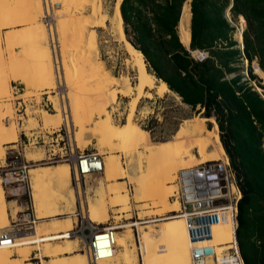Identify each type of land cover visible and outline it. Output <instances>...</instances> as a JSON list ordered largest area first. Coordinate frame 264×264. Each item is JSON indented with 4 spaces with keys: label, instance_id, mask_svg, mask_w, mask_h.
Returning a JSON list of instances; mask_svg holds the SVG:
<instances>
[{
    "label": "bare ground",
    "instance_id": "6f19581e",
    "mask_svg": "<svg viewBox=\"0 0 264 264\" xmlns=\"http://www.w3.org/2000/svg\"><path fill=\"white\" fill-rule=\"evenodd\" d=\"M55 1L54 4L58 8H68V6L71 4V0H59V2ZM121 1L122 0L115 1L111 8V16L109 18L103 12L101 0H90L88 6L90 8V24L93 29L90 32L84 34L81 44H79L80 47H78L80 48L78 55L75 51L74 52L77 56H75L73 52L69 54L70 58L68 57L67 59L69 66L64 65V58H60L59 60L61 65L60 68L63 72L62 74L65 82L64 84L68 87V89H70L65 98V102L67 103L65 105L63 104L66 106V110L69 114L68 116L64 114V108L60 107L61 109H58L54 107L57 109L56 115L52 116L48 114L47 111H41L42 120H40L41 125L46 127V129L50 126H54L55 128V125L57 126L62 122H64L66 126L71 123L72 126L74 125L78 127L77 137L75 138L76 134H74L73 140L75 147L81 148L82 145L85 144V138L83 139L82 136H84V133H87L88 135L86 140L88 139V142L93 139L95 142H97V145L100 147V149L104 148L106 151H108V156L106 159L103 161L101 160L103 164V170L101 174L105 176V179L101 183H98L99 185L97 188L101 189L105 183L110 182L116 177L120 178L121 180L125 179V181L132 187V194H129L126 183L124 184L120 182L114 187L111 185L113 187L111 190L114 192V196L109 202V205L114 204L119 206L120 208H118V211L123 213L124 211L126 212L130 210V200L132 198L134 202L138 203V219L143 222H154L163 218L166 213L175 212L178 209V206L174 201H169V197L171 196L172 191L175 189L173 182L177 171L192 167L202 163V161H199L193 154L189 157L183 156L181 154L182 142L178 143V141H175L176 139L158 145L143 144L138 146L125 142L126 136L132 127L135 126L133 116L135 110L138 108L137 105L139 101L142 98H151V90H153L158 96L164 95L169 90L162 81L157 80L147 71L142 55L140 52L135 50L125 38L122 27L123 23L119 12V5ZM12 2L17 3L19 6L23 5L24 7L22 10L25 8L27 9L25 10L28 14L25 15L28 16L27 18L29 20L25 18L24 21H26V19L29 21L25 24L28 25V28L27 30H23L26 31L27 34L29 33L28 35L30 36L24 33L22 29H17L18 31L20 30V32L17 30L8 31L9 33L5 32V35L0 37V73L8 70L15 81L16 79H21L25 83H29V86H32V88H37L40 86L42 88H48V90L55 89L56 80L60 85V77H58V71L56 69L57 66H55L52 51V40L54 41V38L56 37L57 41V33L61 39L63 38L65 33L62 28L63 26L58 21H56L54 15L50 16L47 20V14L44 16L45 7H43L42 0H0V30L16 27L21 22H17L16 19H14L18 18L19 16L13 15L15 13H11L7 10ZM12 6L13 12L16 10L17 6L15 7L13 4ZM6 11H8V14H12V16L7 15ZM18 11L16 13H18ZM55 12L56 11H54V14L56 15ZM22 15L24 16V14ZM40 15L42 18L44 17V23H42L41 20L40 23L37 21V17ZM13 16L16 17L12 18ZM189 19V2H187L184 5L182 18L180 21V41L185 44L187 48L190 37ZM106 20H111L113 27L117 30L119 41L123 43L124 50L127 54L125 65L134 69L136 72L135 74H137V82L136 84L134 83L135 85H132L129 78L123 75L115 79L110 74H103L101 75L100 80H96L94 79V76L90 75L89 70H93L96 74L99 66L98 36L95 28L104 26V22ZM48 25H51L49 26V29ZM54 30L57 32L53 33ZM21 32L26 34L29 40H25L27 37H23L24 34ZM20 34H23V36L21 37ZM4 42L6 43L4 44ZM61 43L63 44V42ZM67 45L68 47L66 46L65 49L69 48L71 51H73L71 47H69V43ZM63 46L65 45L63 44ZM14 48H23L24 50L20 52L18 51L19 53L17 54H22V56L25 55L24 57L27 56L28 58H24L22 56L16 57L12 52V49ZM60 48L63 49L64 47ZM61 53L62 52H60V54ZM62 56L64 57V54ZM28 67L30 68L29 73L27 71ZM1 78L2 77L0 76V80ZM81 79L83 82H80L81 85H78L77 83ZM76 88H79L78 92L75 91ZM9 90V82L6 85L0 84V113L3 115L5 123L14 126L16 131L19 132L22 126L20 128L18 125L19 123H17L16 119L13 117L11 104L5 102L9 99ZM95 92L103 93L105 95V100L97 99ZM118 95L128 98L129 100L125 125L118 128L116 131H110L108 129H105L101 132L92 131V115L105 112L107 106L113 104ZM52 100L53 102L56 101L53 98ZM55 103L57 105L59 102H54V105ZM30 117L28 118V123L30 126L38 127L39 125L37 120L34 119L35 117ZM200 121L201 126L204 127L205 121H209L213 124L212 128L208 132H205L200 136L196 135L195 139L204 142L207 148L205 162L220 159L224 152L219 142L217 126L214 120L200 118ZM21 131L24 130L21 129ZM6 141L4 139L1 140L2 144H6ZM120 144H126L129 146L127 151H124L123 154L124 158L126 159L125 166H122L120 162V155L117 154L116 150ZM138 150L143 155L148 157L156 155V157H153L151 161L148 162L147 166L144 167L143 174H140V172L137 171ZM3 151L4 147H1V160L5 154ZM42 154L43 153L41 151H36L25 152L24 155L26 161L34 163V165L29 167L30 169L27 171V182L28 188L31 190V195L30 191L28 190V194L31 196L30 203L32 201L31 207L33 205V208L36 211L35 213L37 214L36 220L41 221L47 218L66 214L72 215V208H74L72 205L75 200V192L70 186V167L67 164H36L42 160ZM45 189L51 191L57 196L56 198L58 200V206L59 204L63 205L62 210L59 209L53 212H45V203L42 199L43 191ZM100 199L104 200L102 197H100ZM142 202L146 203L143 204ZM15 204L16 201L14 200L6 202L4 190L0 184V233L7 230L5 226L8 225L9 219L12 218L11 226L8 231L11 230L14 237V245L11 248L0 247V264H26L25 261L28 259L30 251L35 249L28 247H19L16 249L13 248L14 246L18 245V240L24 242L32 241L34 238H45L48 235L43 226L44 224L40 223L36 227H32V225L36 223L34 212L33 224L25 225V227H29L28 229H23L22 233L17 226L12 225V223L16 221L20 222V225H22V219H24L22 212L25 208L17 213L19 209L15 207ZM107 204L108 202L106 203V207L108 206ZM98 205H100V203L95 205L90 204L89 209L92 210L93 206ZM146 208H151L153 214L144 216V210H146ZM17 214L19 215L16 218ZM170 216L172 217L165 221L163 226L164 228L162 230L157 232H149L148 228L142 230V232H149L152 236V238L146 240L142 245V257L139 256V246H136L135 238L133 243L131 229L128 228L118 232L115 231V234L113 235V240L115 243L114 249L118 248L121 251L123 264H140V261L141 264H189V245L183 226V221L177 215L172 214ZM223 216L224 214L214 216V218L218 219V221H216L212 226V240L208 243L210 246H212L213 252L216 255H218L221 251L222 248L220 247H222V245L229 243V235L225 230L228 228V218L225 217L223 219ZM64 221L68 223H66V230L63 231L68 232L73 226V219L65 218ZM88 221L92 224L102 223L93 211H91V217L90 215L88 216ZM223 224L226 225V228H224ZM14 227H16V229ZM230 234L232 235L231 232ZM76 246V239L66 240L62 244L58 245H42L41 256L48 258V261H46L45 264H56L57 261L63 259L67 260L68 258L72 259H68L66 264H87L86 256L75 254V250L77 249ZM11 252L16 254V256L11 257ZM97 262L94 264H97ZM207 264H210V259L207 260Z\"/></svg>",
    "mask_w": 264,
    "mask_h": 264
},
{
    "label": "rangeland",
    "instance_id": "374dc122",
    "mask_svg": "<svg viewBox=\"0 0 264 264\" xmlns=\"http://www.w3.org/2000/svg\"><path fill=\"white\" fill-rule=\"evenodd\" d=\"M42 1H43V7H45L44 16L47 14L46 15L47 20L49 19L50 16L54 15L56 18V21H58L63 26L62 28L65 31L62 39L57 33L58 34V35L56 34L57 41H56V37L54 38V41L52 40V47H53L52 51H53L55 66H57L56 69L58 71V77H60V85L62 87L58 84L56 80L55 89L48 90V88H44V87L42 88L40 86L37 88H32V86H29L30 85L29 83L26 82L27 83L26 84L21 79H16L15 81L14 78L8 72V70H5L4 72L0 73V76L2 77L0 80V84L6 85L9 82V88H10L9 99L5 102L11 104V107L13 110V117L16 119V122L19 123L18 125L20 126V128L22 126L21 129L24 130V131H21V129L19 128L20 131L17 132L14 126L8 125L5 123L3 115L0 113V148L4 147L3 152L6 153L7 150H9V148L12 147V145L24 143L26 145V148L24 150V155H25V152H36V151L40 152L41 151L43 153L42 160L36 163L38 165L67 164L70 167V163H71L70 159L78 151L95 152L102 158V161H103L108 156V153H107L108 151H106L104 148L100 149V147L97 145V142H95V140L93 139H91L90 142H88V139L86 140L87 135H88L87 133L86 134L84 133V136H82L83 139L85 138L84 139L85 144H83L81 148L75 147L73 140H74V134H76L75 138L77 137L78 127L74 125L72 126L71 123L68 126H66L64 122L57 125L58 127L55 125V128L54 126L53 127L50 126V127H47L46 129V127H43L41 125V120H42L41 111L42 112L47 111L48 114L53 116V115H56V110H57L56 108L58 109L64 108V114L67 116L69 114L68 111L66 110V106L64 105L67 103L65 102L66 101L65 98H66V94L70 91V89H68V87L65 86L64 84L65 82H64L63 74H62L63 72H62V69L60 68L61 65H60L59 60L60 58H64L63 59V63H65L64 65L69 66V62L67 61L68 57L70 58L69 54L73 52L75 56L78 55V53L80 52L79 50L80 48L78 47H80L79 44H81V40L84 34L90 32L93 29L90 24L91 23L90 8L88 6L90 3V0H71V4L68 6V8L67 7L58 8L54 4L55 0H42ZM115 1L116 0H101V6L103 9V12L109 18L111 16L110 14L111 8L113 4L115 3ZM55 2H59V0H56ZM12 4L15 7L18 5L17 3L12 2L11 5L9 4L11 6V7L9 6L10 10H9V7L7 10L11 13H15L13 15L19 16L18 18H14L16 16H13L12 18L16 19L17 22L18 21H21V22L20 24H18V26L12 27L13 29L12 28L1 29L0 37L4 36L5 32L14 31L17 29H20V30L22 29V31L27 34V32L23 30V29L27 30L28 28V25H25L26 23L29 22L27 21L28 16L25 15V14H28L26 11L27 9L25 8L26 10L25 9L22 10L24 6L18 5L16 7V10L12 12V8H13ZM229 4H230V0H229ZM8 11H6V14L12 16V14H8ZM17 11L18 13H16ZM54 11H56L55 12L56 15L54 14ZM225 12L227 13L226 9L224 10V15L226 14ZM22 14H24V16ZM40 16L37 17V21L40 23V20H41V22L44 23V17L42 18L41 16V19H40ZM25 18H27L26 21H24ZM226 21L229 24V26L232 28V32H230L229 35H230L231 40L235 42L234 47L240 50V46L237 44L233 36L240 37L242 41L241 36L243 33L246 32L248 34H251L249 31H247L246 22L242 16H239V17L236 16L232 18V16L229 15V13L226 18ZM51 25H48V29H49V26ZM122 27L124 30L125 27L123 24H122ZM20 30L19 31L17 30V31L20 32ZM55 30L53 31V33L57 32V31L55 32ZM95 30L98 36L99 66H98V70L96 74L93 70H89L90 75L94 76V79L96 80H100V77L103 74H110L115 79L123 75L129 78L130 83L132 85H135L137 82L136 80L137 74H135L136 72L134 69L125 65L127 54L124 50L123 43L120 42L118 39L119 36H117L118 35L117 30L113 27L111 20H108V21L106 20L104 22V26L96 27ZM125 30L127 32V36L125 35V38L128 40H132L130 33H129V29L127 28ZM23 34L22 35L20 34L21 37L23 36ZM26 34H24L23 37H27L29 33L27 35ZM27 39L29 40L28 37L25 40ZM61 42H63L65 46H63ZM5 43L6 42H4V44ZM68 43H69V47H71L73 51H71L69 48L65 49L66 46L68 47L67 45ZM60 47L62 48L64 47V48L61 49ZM22 50L24 49L14 48L12 49V52L16 57H19V56L21 57L22 54H17V53H19ZM74 51L76 52L77 55L75 54ZM60 52L62 53L60 54ZM240 53H241V50H240ZM63 54H64V57L62 56ZM189 56L190 58L194 60V56L192 54L189 53ZM243 60L245 61V59H243L242 57L241 59H239L237 63L234 64V67L236 68V70L234 73H231L230 75H228L227 78H231L236 75H239L241 76L242 81H245L248 84V86H250L258 94L263 95L264 85L261 84V81L253 74L250 68L251 67L250 65L253 62L257 65L256 59L253 58V60L250 62V65H248L247 67H245L246 65ZM248 68L250 69V74L255 77V79L252 81L248 77V73H247ZM27 71L28 73L30 72L29 67L27 68ZM31 74H32V71H31ZM261 78L264 80V74L261 75ZM80 82L81 83L83 82L82 79L77 84L81 85ZM256 88L260 89L261 92H258ZM75 91L78 92L79 88H76ZM169 92L170 91H168L162 96H158L154 93L153 90H151L150 91L151 98H148V99L142 98L139 101L137 105L138 108L135 110V113L133 116L135 126L132 127V129L126 136L125 142H128L131 145L134 144L138 146L143 145V144L158 145V144H162L167 141L176 139L175 141H178V143L182 142L181 154L183 156L189 157L190 155L193 154L196 156V158L199 161L205 162L207 148L204 142L200 140H195V139H196V135L200 136V135H203L205 132H208L212 128V123H210L209 121H205L204 122L205 127L201 126L200 118H203L201 115V111L198 110V108L191 110L188 106H185L184 104H182L177 96ZM95 95L97 99L105 100V95L103 93L95 92ZM51 97L54 100H56L54 102H57V103L59 102L57 104L59 106H57L56 103H55L56 106L54 105V102ZM128 102H129L128 98L118 95L114 103L107 106L105 112L92 115V117L93 116L95 117L93 118V125H92L91 130L98 131V132L104 131L105 129H108L110 131H116L118 128L123 127L126 122V115L128 112ZM26 109L27 111L28 110L29 111L27 112ZM29 117L30 118L35 117L34 119L37 120L39 126L31 127L30 124L28 123ZM210 119H213V118H210ZM218 134L219 132L217 130V135ZM263 138H264V132H263ZM2 139H4L5 141L7 140L5 142L6 144H2L1 142ZM128 147L129 146H127L126 144H120L116 149L117 154L120 155V162L122 166H125L126 159L124 158L123 154H124V151H127ZM123 149H126V150H123ZM49 154L53 156V160L51 161L46 160V157ZM60 154H67L68 160L65 161L63 158H59L58 156ZM153 157H156V155L148 157V156L143 155L138 150L137 152L138 170L137 171L140 172V174H143L144 167L147 166L148 162H150ZM2 160L0 159V165L2 164ZM116 178H115L116 180L113 179L110 182L105 183L101 189H98L97 188V186L99 185L98 183L99 182L101 183L105 179V176L103 174L101 173L93 174L90 176H86L84 178H77L76 181H74L72 171L70 170V178H69L70 186L75 192V200L72 205V207L74 206V208H72L73 214L56 216V217L47 218L41 221L36 220L37 214L35 213L36 211L34 210L33 205L31 207V203H32V201L30 203L31 190H29L30 188H28V190L30 191V195L26 193L16 200L15 207L19 209L17 213H19V211H22L25 207H27L29 210H31L32 215L34 212L36 223L32 225V227H36L38 224L42 223L44 224L43 226L45 230L47 231L46 233H48V235L47 237L43 236L45 238L37 237V238H34V240L32 241H25L28 243L18 240L19 241L18 245L14 246L13 248L15 249L19 247L33 248L35 250L30 251V254L28 255V259L25 261L26 264H45L46 261H48L47 260L48 258H44L41 256V246L42 245H46V244L58 245V244H62L66 240L75 239V238L69 237L67 235L68 233L63 231V230H66L65 228L67 226L66 223H68V222H65L64 219L71 218L73 219V223L76 222L77 224H79L80 222H83V225H85L86 220L88 221V216L90 215L91 217V211H93L95 215H97L98 219H100V221L102 222L101 223L102 225L97 224L99 227L101 226L112 227L113 230L115 231H122L124 229L129 228L131 229L133 243H134L135 234L137 233L138 240H139V243H138L139 256L142 257L141 248H142L143 243L146 240H149L150 238H152L149 232H157V231L162 230L164 228L163 226L165 224V221L170 219L172 216L170 215L168 216V213H166L167 215L165 214V216H163V218H161L160 220H157L154 222L153 221L143 222L138 219V214H139V211L137 208L138 203L134 202L132 198L130 200V210L126 212L124 211L123 213L118 211V208H120L119 206L114 205V204L109 205V202L112 200V197L114 196L113 195L114 192L111 189L114 186H117V184H119L120 182L124 184L126 183L129 194L130 195L132 194L131 185H129L125 181V179L121 180L118 177ZM111 185H113V187ZM101 193H102V196H101ZM56 197L57 196L49 190L45 189L43 191L42 199L45 203V206H44L45 212L47 211L53 212L59 209L62 210L63 205L59 204L58 206V202H57L58 200ZM100 197H102L104 200H101ZM5 199H6V202L13 200L11 198H5ZM98 202L100 203V205L93 206L92 210L89 209L90 204L92 205L99 204ZM107 202H108L107 204L108 206L106 207ZM142 203L144 204L146 202H142ZM144 213H145L144 216H147L149 214H153V211L151 208H146V210H144ZM18 215L19 214L16 215V218L18 217ZM225 217L226 215H224L222 218L224 219ZM11 222H12V218L9 219L8 225L5 226L7 230L10 229ZM223 225H224V228H226V225L225 224ZM227 225H228V228L225 230L227 231L229 235V242H230L232 239V235L230 234L231 226H230L229 220H228ZM147 228L149 232H142L143 229H147ZM85 234L86 232H84V235ZM76 248L77 249L75 250V252L77 254L85 255V253L83 252L84 250L83 246L80 242H77ZM15 256L16 254L11 252V257H15ZM68 259H72V258H68ZM67 260L65 259L59 260L57 261L56 264H66ZM86 260H87V264H89L88 259ZM98 263L99 264H123L121 251L118 248H116L114 250V254L111 259L98 261L97 264ZM140 264H141V261H140Z\"/></svg>",
    "mask_w": 264,
    "mask_h": 264
},
{
    "label": "trees",
    "instance_id": "16d2710c",
    "mask_svg": "<svg viewBox=\"0 0 264 264\" xmlns=\"http://www.w3.org/2000/svg\"><path fill=\"white\" fill-rule=\"evenodd\" d=\"M184 1L122 0L121 20L132 38L127 41L140 52L147 71L182 104L198 108L205 119H214L240 192L234 232L240 257L243 264H264V100L241 76L227 78L239 59L250 65L254 58L257 65L252 63V72L264 85V0H231L229 15L242 16L251 33L242 34L243 55L234 47L232 28L224 18L229 0H186L188 48L193 56L197 51L207 53L201 62L190 58L178 42L176 25ZM233 37L239 45L241 38ZM247 73L251 81L255 79L249 68Z\"/></svg>",
    "mask_w": 264,
    "mask_h": 264
},
{
    "label": "built area",
    "instance_id": "2783aa9c",
    "mask_svg": "<svg viewBox=\"0 0 264 264\" xmlns=\"http://www.w3.org/2000/svg\"><path fill=\"white\" fill-rule=\"evenodd\" d=\"M206 58L207 53L204 51H197L194 56L196 62H201ZM25 148L24 143L12 145L3 156L0 165V184L4 190L5 198H11L14 201L28 193L27 171L34 163L25 160ZM261 148L264 152V138H262ZM58 157L65 161L68 160L67 154H60ZM46 160H53V156L49 154ZM70 160V170L74 181L77 178L102 173V159L95 152L78 151ZM173 184L175 189L172 191L169 201H174L178 209L168 213V216L174 214L183 221L189 245V264H207L208 259H210V264H243L234 237L236 205L240 198V192L235 174L230 168L226 156L222 155L220 159L178 170ZM220 214L226 215L230 222L232 239L229 243L222 245L220 247L222 250L216 255L208 243L212 240V226L218 221L214 216ZM22 215L24 216L22 225L17 221L12 223L19 227L21 233L23 229H28L29 226L25 227V225L33 224L31 210L25 207ZM14 228L16 229V227ZM84 232H86L85 235ZM67 233L69 237L75 238L82 244L89 264L113 257L115 230L112 227H99L86 220L85 225L83 222L79 224L74 222ZM135 243L138 247L137 233L135 234ZM13 245L12 231L1 232L0 247L11 248Z\"/></svg>",
    "mask_w": 264,
    "mask_h": 264
},
{
    "label": "crops",
    "instance_id": "0c3cea01",
    "mask_svg": "<svg viewBox=\"0 0 264 264\" xmlns=\"http://www.w3.org/2000/svg\"><path fill=\"white\" fill-rule=\"evenodd\" d=\"M190 1V0H189ZM188 1V2H189ZM185 2H186V0L182 3V5H181V7H180V9H181V12H179V14H180V17H179V20H178V25H176V34H177V38H178V42H180L183 46L185 45V44H183L181 41H180V38H179V36H178V29H179V26H180V21H181V17H182V14H183V8H184V4H185ZM230 5V4H229ZM229 7V6H228ZM227 12H228V8H227ZM226 13V12H225ZM229 13V12H228ZM238 16H240V15H238ZM224 18H226V17H224ZM185 47V46H184ZM183 47V48H184ZM186 51H188L190 54H192L190 51H189V48H184ZM169 93H171V92H169ZM174 95V94H173ZM210 119V118H209ZM213 125V124H212ZM225 155V154H224ZM118 232V231H117ZM77 254V253H76ZM80 255H84V254H80ZM84 256H86V255H84ZM86 259H87V257H86Z\"/></svg>",
    "mask_w": 264,
    "mask_h": 264
},
{
    "label": "water",
    "instance_id": "95a60500",
    "mask_svg": "<svg viewBox=\"0 0 264 264\" xmlns=\"http://www.w3.org/2000/svg\"><path fill=\"white\" fill-rule=\"evenodd\" d=\"M231 5H232V3H231V0H230V5H229V7H228V10H229V8L231 7ZM180 12H181V9H180ZM227 16H228V12L224 15V17H226L227 18ZM179 17H180V14H179ZM179 17H178V20H179ZM178 20H177V25H178ZM242 37V36H241ZM180 43V42H179ZM180 45L182 46V47H184L181 43H180ZM239 46H240V50H241V54H242V50H243V44H242V41L240 42V44H239ZM185 48V47H184ZM243 55V54H242ZM245 67H247L248 66V63H247V61L245 60ZM256 65V64H255ZM251 67V70H253L252 68H253V64H251L250 65ZM255 91V90H254ZM257 93V92H256ZM258 94V93H257ZM263 100H264V97L262 96V95H260V94H258Z\"/></svg>",
    "mask_w": 264,
    "mask_h": 264
}]
</instances>
